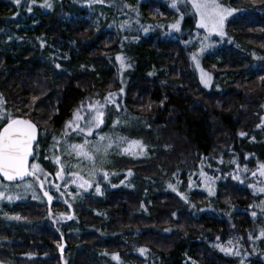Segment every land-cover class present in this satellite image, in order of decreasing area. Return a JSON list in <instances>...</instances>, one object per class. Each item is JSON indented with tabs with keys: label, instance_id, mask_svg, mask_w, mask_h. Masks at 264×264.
Instances as JSON below:
<instances>
[{
	"label": "trees",
	"instance_id": "16d2710c",
	"mask_svg": "<svg viewBox=\"0 0 264 264\" xmlns=\"http://www.w3.org/2000/svg\"><path fill=\"white\" fill-rule=\"evenodd\" d=\"M67 1L59 0L52 10L44 12L36 7L30 9L31 0L20 6L16 0H0V29L8 30L0 32V96L13 116L37 124L40 132L37 152L46 144V137L60 135L84 99L101 98L121 88L117 72L106 68L108 59L119 51L117 37L110 40L114 31L106 29L107 23L103 21L99 22L100 33H96V20L92 16L80 18L86 11L77 5L71 4L73 11H67ZM60 2L62 7L57 8ZM224 2L235 9H249L229 20L227 30L235 42L264 55V0ZM142 4L144 17L152 22L166 21L170 15L162 0H147ZM112 9L107 8L111 12ZM113 10L122 11L120 7ZM182 12L183 28L187 32L181 30L180 36L185 40L195 30V19ZM31 25L34 27L27 29ZM15 34L27 42L15 43ZM39 38L46 41L48 51L38 45ZM187 52L180 40L164 39L158 33L142 39L135 47L136 66L130 73L124 101L131 114L139 116L140 121L144 120L156 131L153 142L159 148L152 160L123 159L132 161L129 167L122 162L121 167L125 168L124 172H133L129 183L134 187L106 192L111 185L104 182L102 195L91 191L78 195L73 203L77 219L69 222L77 225L74 233L52 232V227L38 228L37 225L34 230L18 235H9L0 229V262L61 264L63 258L58 247L65 239L69 251L64 256H70L67 264H102L100 260L88 261L87 257L99 253L125 256L117 244L122 238L126 246L150 249L153 258H157L153 264H191V261L237 264L236 258L216 256L209 242H223L231 233L245 241L249 233H254L255 220L241 211L251 204L250 189H238L236 182H225L219 185L213 200L206 192H193L189 201L197 206L203 204L201 210L207 208V211L195 216L191 212L190 217L185 211L191 210L188 202L183 203L174 192L156 195L155 186L158 183L162 187L175 170H180L185 187L188 172L197 170L205 157L212 159L224 154L225 158L228 153L236 156L240 164L248 162L244 155L256 152L257 161L264 163V126L260 116L264 103V67L248 75L253 59L229 45L222 51V61L206 63L203 60L206 71L221 80L226 90L220 93L197 89L191 75L194 67ZM48 54L59 63L64 64L63 58L70 57L69 62L73 64L91 63L94 67L60 71L58 81L53 84L49 70L52 63L43 60ZM154 68L160 72L149 74ZM241 133L245 136L239 138ZM250 135H255L248 139L256 143L252 148L246 142L245 146L243 143L245 152L239 148L234 150L237 145L232 144L238 138L245 140ZM43 165L53 172L46 163ZM116 182L111 180L112 185H117ZM84 195L96 196L97 200L93 205L89 204L93 201L90 198L79 201ZM198 198L206 199L198 202ZM65 209L62 203L53 201L49 206L47 200L37 204L29 199L12 207L10 212L37 224L51 212ZM132 256L145 261L143 256L129 255ZM260 257L261 254L254 258L252 264H264Z\"/></svg>",
	"mask_w": 264,
	"mask_h": 264
},
{
	"label": "rangeland",
	"instance_id": "374dc122",
	"mask_svg": "<svg viewBox=\"0 0 264 264\" xmlns=\"http://www.w3.org/2000/svg\"><path fill=\"white\" fill-rule=\"evenodd\" d=\"M4 1L15 2V0ZM26 1L27 0H19V3L16 2V4L20 6L21 3ZM58 1L59 0H31L29 8L32 9L36 7L42 9L44 12H48L55 7V4ZM145 1L147 0H104L103 3H98L96 2V0L67 1L66 4L69 5V9L67 11H73L71 8V4L77 5L81 8H85L86 11L83 12L84 14L82 13L80 15V18L82 16L85 18L92 16L91 18H94L96 20V33H100L99 31H101V29L98 26L99 22L101 23L103 21L107 23L106 29L114 31L116 36L113 34L110 37V40L114 41L117 37V39L119 40V51L108 59V66H106V68L109 67L110 69H114V71L117 72L121 82V88L117 91L112 92L115 94V96L113 97H109V94H107V96L104 95L101 98L100 96H96L87 97L83 100L82 104L85 106V112L81 113V115H84L85 119H87V106L89 102L99 101V104L96 105V107L103 106L101 108L104 113L103 124L99 129H97L93 133L92 136L77 134L76 132H73L72 129H67L70 135L62 136V132L65 131L64 127L60 135H54L56 139L60 141L59 144L55 145V148L53 147L54 136L46 137V144L44 145V147L40 148L39 152V157L41 161L39 166L42 169L45 168L42 164L46 163V166H48L51 162H53L54 164L51 163V166H49V168L54 167L52 173L43 170V174H41L40 172H37L36 174L37 176H39V180H36L32 177L30 179L21 181L20 183H9L0 179V183L8 185L6 196H13V200L11 202H9L7 198L0 200L1 231L7 232L9 235H18L28 232L30 230H34L37 225L38 228H47L48 226L52 227L54 228L52 229V232H55V230L58 232H63L64 230H67L68 232L73 231L74 233L75 226L77 225L75 223L69 222L76 217L74 214L73 203L77 199L78 195H81L83 192L89 191H91L94 195H102V184L104 182L107 184L109 183V185H111L109 189L106 188V192H110L115 189L117 190L119 188L132 189L134 187L133 184L129 183L130 176L128 175V172H124L125 168L121 167L122 162L125 163V166L129 167L131 166L132 161L123 159L126 158L133 160H152L154 157V153L156 154L159 148V146L155 142H153L156 141V131L151 128L150 124L145 123L144 120L141 119L140 121L139 116L131 114L129 109L126 107L124 101V96L126 95L125 92L130 73L134 70L136 66V59L133 53L136 45H138L142 39L148 37L151 34L158 33L164 39L180 40L187 47V53L191 60L192 67H194L192 69L193 74L191 75L192 77H194L193 84L194 86H196L197 89L204 88L207 90L218 91L220 93H223L226 90L225 85L221 80H216L212 74L206 71V69L204 68L203 60L206 63H216L219 60L222 61V51L224 47L229 45H232V47L235 48V51L240 50L245 55H249L253 59V65L251 66V69H249L248 75H250L253 71L264 67V55L259 54L256 51H250L243 47L241 44L235 42L234 38L229 34L227 30V23L229 22V20H231L235 16L241 15L245 11L248 12L249 9H235L232 8V6H230L228 3L224 2V0H221L223 4L229 6L234 11L233 14L229 16L225 22L226 35L224 37H220L215 34L210 36L207 31L197 27L200 18L196 14L195 10L191 7V5L186 3V0H178L176 8H173L171 6L173 0H162L167 4L168 10L170 11V15H168L166 21L163 22H152L146 17H144L142 3H144ZM46 5L51 6L48 7ZM58 5L59 6H56L57 8L62 7L61 2L58 3ZM125 5H127L128 7H125ZM110 7H112L113 9H119L120 7L122 11L119 13H115L113 9L112 12L108 11L107 8ZM133 9H135V11ZM182 11H186L188 14L193 15L195 19V30L190 32L185 40H183L180 36L181 30L187 32L183 28V19L180 20L179 32L175 31L170 27L173 23L180 19L181 16H184ZM26 12H29L28 8L26 9ZM18 26L19 24H16L17 29ZM32 27L34 26L31 25L30 28L27 29H32ZM3 30L8 32V30L4 27L3 29H0V32L3 33ZM14 37H16L15 43L17 44L27 42L25 38L17 37L16 34L14 35ZM37 42L41 49L43 48L47 51L49 50V46L47 45L44 39L39 38ZM202 47L203 51H201ZM117 56L123 57V67L121 66V61L116 59ZM43 60L48 62V64L52 63L50 65L49 70L51 73V80L53 84L58 81V74L60 71L64 70L72 72V70H80L86 67H94L91 63L87 66L80 63L73 64L69 62L70 57L63 58L64 64L62 63V60V62L59 63L56 62L53 58V55L50 56V54L45 56ZM192 60L194 61L195 65L193 64ZM57 65H59V67H57ZM202 71L204 73H207V75L211 77V79L207 81V86H205V83L202 81ZM159 72V69L157 72V70L154 68L149 71V74L156 75ZM0 98L2 97L0 96ZM117 105H119V110H117ZM80 108L81 106L79 107V109ZM78 110L74 112L70 120H75V113H77ZM7 113L11 112L5 108L3 101V104H0V114ZM260 116L261 125L264 126V119H262L264 118V103L261 106ZM124 117H126V119ZM117 120L120 121V124H118L116 127H113L114 122ZM81 123H83V121H81ZM104 127H106L105 130ZM133 132H137L138 134L133 135ZM139 134H144V136ZM258 134H260V132ZM99 135H109L112 136L114 140L117 135L127 137L129 140H138L146 146V149L145 151L141 152L139 148H134L132 149V152L130 154H123L121 153L119 148L114 146L109 150V155L106 158V162L102 165L100 163V160L104 158L101 156L97 157L95 169L93 168V164L84 157L77 156L75 153H72L70 155L66 154L70 151L71 145L83 144L85 140L91 142L86 149L90 151L94 145L99 143ZM244 136L245 135L240 136L239 138H242ZM254 136L255 135H250L248 137H245V140H239L238 138L237 142L235 144H232L237 145L234 150H237L239 148L241 151L245 152L246 149L243 147V143L245 146L246 142H250L248 141V139L254 138ZM250 144L251 145L249 146V148H252V145H255L256 143L250 142ZM257 144H259V141ZM38 147H40L39 144L37 148ZM125 147H127V145H125ZM34 152L36 153V147H34ZM234 153H236V151H234ZM255 153L253 152L244 155L246 160L248 159V162L250 164L248 162L238 164L239 162H237V157L235 156V158L233 156H229L228 153L225 154V158L224 154L218 157H214L212 159H208L207 157H205L203 161L199 162L197 170L192 171L190 174L188 172L186 176L188 183L185 185V187L184 179L182 177L180 178V176L182 175V171L180 170H175L171 178L165 180L162 183V187H160L158 183L155 186L156 195L160 193L174 192L179 196L180 200L183 203L188 202V204H190L191 206L190 209L192 211H189L188 208H186L185 211L186 213L190 214V217L191 212L195 216L199 213H204L207 211V208L201 210L203 204L197 206L192 201H189V197L193 192H206L209 196H211V200H213V198L216 196L219 185L225 182H236L238 184V189H250L251 204L248 207H242L241 211L248 214L250 218L252 216L255 220L256 227L254 229V233H249L247 236L248 238L245 241H243V239L237 236H233V234L231 233L230 237L228 236V238H226V240H224L223 242H220L219 240L215 242H209V246L216 250V252H214L216 256L223 255L226 257L236 258L238 261L237 264H252L253 259L259 257L260 254V258L264 262V236H261V231L264 230V211H262V208H264V193L254 191L255 189L264 187V184L259 183L260 181H264V176H260L259 174V166L264 165V163L257 161ZM56 156L61 157L60 164L55 162ZM29 164H32L30 162V159ZM62 168L63 171H61ZM101 168L104 172L108 173V178L106 180L100 175V172L98 171ZM245 169H247V171H245ZM93 171H96V174L94 176L92 175ZM58 172L60 173L59 176L57 175ZM201 172L204 173V176H201ZM253 172H256L257 175L253 176ZM73 173L78 174L84 180L90 181L92 186L79 187L78 184L80 183V181L76 179ZM122 173H126V175L123 176ZM131 173L133 172L131 171ZM111 180L115 182L117 181V185H112ZM40 181L44 182L43 189H41L40 187ZM28 183H31L33 187L25 188L24 185ZM97 185L100 188L99 192L96 191ZM169 185H171V187H169ZM56 186H59V188L57 189ZM181 188L183 190H181ZM44 191H47L53 197L52 201H54L56 204L63 202L62 204L66 206V209L64 211L51 212L50 215L46 216L44 220L37 224H31L29 222H26L16 214H12L10 212V209L12 207L27 202L29 199L35 200L37 204H44V202L46 201ZM84 198H90L91 200H93L91 203H89L91 205H93L95 200H97L96 196L84 195L79 198V201L83 200ZM205 199L206 198H198L197 201L203 202L205 201ZM254 212L256 213L255 217L253 216ZM93 214L96 217L97 213L94 212ZM16 217H19V219H16ZM68 217H71V219H69ZM123 241L124 239L121 238L120 242H117V244L119 245V249L125 252L126 259L124 258L125 256H120L117 254L113 255L107 253H99L97 256L90 254L89 257H87L88 261H92L94 259L100 260L102 264H153V262L157 261V258H153L154 255L150 249H145L146 251L141 254L140 249L144 248L133 245L128 246V244L126 246L122 244ZM229 241H232L231 245L228 244ZM1 243H3V241H1ZM218 245L230 247L232 251L230 253L221 251ZM108 247L109 245L107 246V248ZM59 248L60 245L58 247V253L62 254L63 261L61 262V264H67V261L70 259V256L69 254L67 257H65L64 255L67 253V251H69L68 243L67 248L63 253L59 252ZM130 254L137 255L140 257L143 256L145 258V261H141L136 256H132L130 258ZM113 257H118V259H114ZM131 259H133V261ZM0 264L5 263L0 262ZM191 264L195 263L191 261Z\"/></svg>",
	"mask_w": 264,
	"mask_h": 264
},
{
	"label": "snow or ice",
	"instance_id": "6c2138e0",
	"mask_svg": "<svg viewBox=\"0 0 264 264\" xmlns=\"http://www.w3.org/2000/svg\"><path fill=\"white\" fill-rule=\"evenodd\" d=\"M19 3V0H16ZM98 3H103L104 0H96ZM178 0H173L172 7H177ZM187 4H190L191 7L195 10L196 14L199 16V22L197 24L198 28H202L208 32L211 36L213 34L218 35L220 37H224L225 33V22L229 16L233 14V9L229 6L223 4L221 0H186ZM50 7L51 5H46ZM125 7H128L125 5ZM135 11V9H133ZM183 17L181 16L175 23H173L170 27L175 31H180V20ZM203 51V47L201 49ZM195 58V57H194ZM117 60L121 61V66H124L123 57L117 56ZM59 67V65H57ZM206 77V79H205ZM211 77L202 71V81L207 86V81L210 80ZM115 96L114 93H109V97ZM108 99V98H106ZM0 104H3V99L0 98ZM99 104V101L89 102L87 106V119H85L84 115L81 113L85 112V106L82 104L81 108L75 113V120H70L65 125V131L62 132V136H68L70 133L67 129H72L73 132L77 134H82L85 136H92L93 133L101 127L103 124V116L104 113L101 110V107H96ZM117 110H119V105L116 106ZM264 119V118H262ZM83 121V123H81ZM120 124V121L117 120L114 122L113 127H116ZM260 127V125H258ZM240 135H245V133H241ZM55 148L56 144H59L60 141L53 137ZM91 142L85 140L83 144H74L71 145L70 151L66 154L75 153L77 156H82L85 159L89 160L93 164V168L96 167L97 157L101 156L104 159L100 160L101 165L106 162V158L109 155V150L114 146L119 148L121 153L130 154L132 149L139 148L141 152L145 151L146 146L138 140H129L127 137L117 135L115 140L112 136L109 135H99V143L94 145L92 149L86 150L88 145ZM34 145L38 146V127L37 124L34 123L30 119L18 118L13 116L11 113L0 114V177L3 180L8 181L9 183H15L17 181H24L26 177H33L36 180H39V176H37V172L43 174V169L40 168L39 164L32 163L29 164V157H34ZM127 145V147H125ZM55 162L60 164L61 157L56 156ZM260 176H264V165L259 166ZM63 171V168L61 169ZM100 175L106 180L108 178V173L104 172L101 169L98 170ZM247 171V169H245ZM96 171H93L92 175L94 176ZM201 176H204V173H200ZM46 175V174H45ZM59 176L60 173L58 172ZM80 183L79 187H91L92 184L90 181L84 180L78 174L73 173ZM128 175L131 176V171L128 172ZM253 176H256L257 173L253 172ZM238 178V177H234ZM243 182V181H241ZM43 181H40V187L43 189ZM259 183L264 184V181H260ZM25 188H32L33 185L31 183L25 184ZM251 186V185H250ZM57 189L59 186H56ZM171 187V185H169ZM8 185L0 183V200L7 198L9 202L13 200V196L7 195ZM175 190V189H173ZM96 191L99 192L100 188L97 185ZM254 191H258L264 193V187H260L259 189H255ZM44 195L47 196L48 200L51 201L53 197L48 194L47 191H44ZM35 198V197H34ZM184 198V197H182ZM264 211V208H262ZM256 213H253L255 217ZM71 219V217H68ZM19 219V217H16ZM261 236H264V230L261 231ZM251 238V237H250ZM229 245L232 244V241L228 242ZM221 251L231 252L232 249L230 247L219 246ZM146 250L140 249L141 254H143ZM238 254V253H237ZM114 259H118V257H113Z\"/></svg>",
	"mask_w": 264,
	"mask_h": 264
},
{
	"label": "water",
	"instance_id": "95a60500",
	"mask_svg": "<svg viewBox=\"0 0 264 264\" xmlns=\"http://www.w3.org/2000/svg\"><path fill=\"white\" fill-rule=\"evenodd\" d=\"M30 158L31 157H29V159ZM0 179L3 180L2 177H0ZM3 181H5V180H3ZM6 182H8V181H6ZM66 248H67V243H66V241L64 239H62L61 240V244H60V248H59V252H64L66 250ZM63 264H65V263H63Z\"/></svg>",
	"mask_w": 264,
	"mask_h": 264
},
{
	"label": "bare ground",
	"instance_id": "6f19581e",
	"mask_svg": "<svg viewBox=\"0 0 264 264\" xmlns=\"http://www.w3.org/2000/svg\"><path fill=\"white\" fill-rule=\"evenodd\" d=\"M71 59V58H70ZM208 204V203H207ZM60 253H63V252H60Z\"/></svg>",
	"mask_w": 264,
	"mask_h": 264
}]
</instances>
